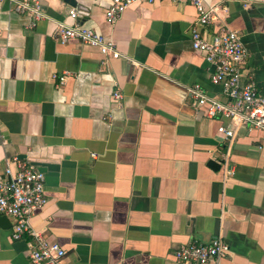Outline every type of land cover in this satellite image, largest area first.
Returning <instances> with one entry per match:
<instances>
[{
    "label": "crops",
    "instance_id": "1",
    "mask_svg": "<svg viewBox=\"0 0 264 264\" xmlns=\"http://www.w3.org/2000/svg\"><path fill=\"white\" fill-rule=\"evenodd\" d=\"M39 1L46 18L31 28L0 2V174L15 157L43 172L47 203L31 227L71 264H176L178 246L215 237L229 252L207 264H264V137L241 127L226 138L217 129L227 119L193 106V85L224 100L191 48L194 7L138 1L110 26L109 0ZM203 1L218 7L208 30L239 34L242 80L264 93V0ZM71 9L127 59L56 41ZM6 217L0 264H29L28 237L13 240Z\"/></svg>",
    "mask_w": 264,
    "mask_h": 264
},
{
    "label": "built area",
    "instance_id": "2",
    "mask_svg": "<svg viewBox=\"0 0 264 264\" xmlns=\"http://www.w3.org/2000/svg\"><path fill=\"white\" fill-rule=\"evenodd\" d=\"M138 1L148 4L170 1L194 7L196 18L189 28L191 48L211 65L210 83L220 88L224 100L217 101L208 97L199 85H193L188 88L193 106H206L209 118L227 119L230 127L219 126L217 129L226 138L232 139L241 127L256 129L264 137V93L252 81L242 80L247 51L239 34L224 26L212 32L208 30V26L216 20L217 5H207L203 0H109L104 12L106 23L113 26L124 11ZM0 2H7L15 13L30 17L29 28L46 18L39 0ZM68 15L75 22L71 25L58 23L54 32L56 41L65 43L76 40L96 48L105 58H126L120 54L113 41L78 24L77 10H69ZM68 76V73L59 76V84H63ZM113 97L120 99L121 94L116 92ZM224 167V171L228 173L226 162ZM44 182L43 172L30 160L16 157L7 160L4 171L0 174V214L13 219L10 226L13 240L28 237L26 245L29 264H71L67 261L66 251L57 242L48 240L43 232L33 229L29 222L30 217L47 203ZM228 252V244L220 237H215L208 243L191 242L180 245L174 250L173 258L176 264H207L220 260Z\"/></svg>",
    "mask_w": 264,
    "mask_h": 264
},
{
    "label": "water",
    "instance_id": "3",
    "mask_svg": "<svg viewBox=\"0 0 264 264\" xmlns=\"http://www.w3.org/2000/svg\"><path fill=\"white\" fill-rule=\"evenodd\" d=\"M68 3L73 5V0H66ZM209 166H211L212 168H217L219 167V164L215 163L214 161H209ZM10 224L7 220V217L5 215H1L0 214V228H6L8 227Z\"/></svg>",
    "mask_w": 264,
    "mask_h": 264
}]
</instances>
